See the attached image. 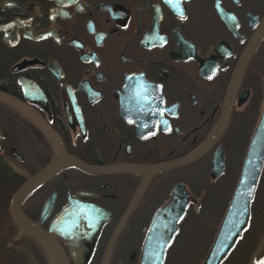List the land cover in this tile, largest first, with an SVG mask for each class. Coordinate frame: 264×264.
<instances>
[{"label": "flooded vegetation", "instance_id": "1", "mask_svg": "<svg viewBox=\"0 0 264 264\" xmlns=\"http://www.w3.org/2000/svg\"><path fill=\"white\" fill-rule=\"evenodd\" d=\"M263 108L264 0H0V264H141L172 225L161 264H203ZM49 164L20 210L50 246L14 213ZM263 168L219 264L264 253Z\"/></svg>", "mask_w": 264, "mask_h": 264}, {"label": "water", "instance_id": "2", "mask_svg": "<svg viewBox=\"0 0 264 264\" xmlns=\"http://www.w3.org/2000/svg\"><path fill=\"white\" fill-rule=\"evenodd\" d=\"M244 64L242 65V68ZM32 87V86H31ZM48 130L47 127H45ZM264 160V108L262 117L256 128L254 137L250 143L248 153L243 163L240 181L235 189L234 195L230 202V205L225 213V216L218 228L217 234L213 241V244L204 260L203 264H219L220 261L226 256L230 248L235 243L238 236L247 224L249 215L250 200L253 196L254 189L257 184L259 174L261 172L262 164ZM50 174V164L46 166L42 171L31 177L18 191L14 199V213L16 218L21 224L28 229L32 230L50 246V239L47 234L41 230L37 225L32 223L20 210V197L31 185H34L39 180ZM171 226V225H170ZM158 227L157 232H164L165 225L159 224L153 226ZM167 237L164 240H152L150 242V248L156 252H152L150 256L142 258L141 264H161L164 258V251L168 243L170 242L173 233L175 232V225L171 226V229L167 231ZM264 240V238H263ZM59 264H65L60 253H56ZM156 254L160 259H156ZM250 264H264V253L256 259H253Z\"/></svg>", "mask_w": 264, "mask_h": 264}, {"label": "rangeland", "instance_id": "3", "mask_svg": "<svg viewBox=\"0 0 264 264\" xmlns=\"http://www.w3.org/2000/svg\"><path fill=\"white\" fill-rule=\"evenodd\" d=\"M260 179L261 180H260V183H259V193L258 194L260 196H262V195H264V174L261 175ZM216 211L218 212V209H216ZM196 235H199L198 244H199L200 248L203 247L204 245L207 246V244H209L211 242L210 241L211 240V235H208V229H207L206 225H202V226L200 225L197 228ZM250 236H251V232L250 231H245L244 232V234L238 239V241H237V243L235 245L234 251L232 252V254L230 255L229 259L226 261L225 264H231L232 262H235L238 259H243V258H245L247 256L246 254L248 253V251L251 252L249 250V247H250V243H249ZM207 238L209 240H207ZM181 239L184 242L185 238L182 237ZM201 239H204V240L201 241ZM182 241H181V247L186 248L187 245L185 243L182 245ZM179 244H180V242H179ZM188 248H195V247L193 245H191V246H188ZM199 255H200V253H199ZM195 257L196 256H194V257H186L185 256V258L183 257V260H180L179 262L177 261V262H174V263H171V264H191V260H193ZM202 258H203L202 255L198 256V258H197L198 263L197 264H201Z\"/></svg>", "mask_w": 264, "mask_h": 264}, {"label": "snow or ice", "instance_id": "4", "mask_svg": "<svg viewBox=\"0 0 264 264\" xmlns=\"http://www.w3.org/2000/svg\"><path fill=\"white\" fill-rule=\"evenodd\" d=\"M169 2L171 3L172 0H169ZM88 221H89V227H95L96 225V222L98 221L99 219V216H91V217H87ZM156 259L159 260L160 257L158 254H156Z\"/></svg>", "mask_w": 264, "mask_h": 264}, {"label": "trees", "instance_id": "5", "mask_svg": "<svg viewBox=\"0 0 264 264\" xmlns=\"http://www.w3.org/2000/svg\"><path fill=\"white\" fill-rule=\"evenodd\" d=\"M262 173L264 174V168H263V172H262ZM263 174H262V175H263Z\"/></svg>", "mask_w": 264, "mask_h": 264}]
</instances>
